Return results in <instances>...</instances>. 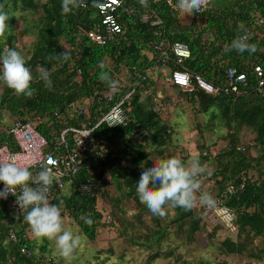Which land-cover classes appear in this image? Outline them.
<instances>
[{
    "label": "trees",
    "instance_id": "16d2710c",
    "mask_svg": "<svg viewBox=\"0 0 264 264\" xmlns=\"http://www.w3.org/2000/svg\"><path fill=\"white\" fill-rule=\"evenodd\" d=\"M120 1L121 6L113 14L123 33L105 45H98L88 33L103 29L97 10L100 0H83L84 5L67 16L62 15V0H0V14L8 16L7 28L0 35V54L10 48L24 55L35 90L30 98L20 96L0 82V145L17 150L9 130L14 121L20 120L34 125L49 143L45 152H50L63 129L79 127L83 117L77 115L78 109L93 91L101 93L109 88L100 80L101 73L107 72L126 90L137 86L132 100L125 105L129 121L113 129L102 124L92 132L88 161L74 177L64 180V190L53 202L62 204V217H71L80 234L89 241L101 229L117 230L118 237L145 253L146 258L140 264H154L160 258L168 259V264H264V243L247 252L251 240L264 241V102L257 95L234 100L223 94L206 95L199 90L187 93L170 86L174 95L188 103L201 137L204 134L201 128L206 133L226 132L218 138L223 145L217 153L210 150L213 141H201L197 151L200 162L213 171L211 195L236 213L237 234L230 235L218 224L211 226L204 209L197 205L191 210L177 207L169 209L164 217L155 216L136 194L142 163L150 167L160 159L177 153L184 155L167 121L170 112L178 110L174 95L165 94L166 90L159 93L160 78L146 73L158 56L150 57L154 44L159 41L187 44L191 57L183 67L214 84L224 83L227 67L247 72L255 62L264 68V36L249 41L258 46L255 53L225 52L226 46L242 35L247 25L255 24L257 15L264 16V0H210L207 9L194 13L193 21L187 25L179 22L166 0H148V8L141 6L139 0ZM144 16L159 23L151 27L143 23ZM156 32L161 35L158 37ZM210 35L214 38L212 42ZM65 51L70 55L67 62L50 59ZM40 67L51 72V90L39 79ZM127 71L130 78L122 84L121 77ZM136 72L146 73V80L139 86ZM6 113L12 118L9 123ZM199 115L204 118L202 124ZM101 116V112L93 109L90 126ZM243 129L253 136L248 143L241 141ZM204 152L206 156L202 155ZM123 160L130 166H122ZM229 185L236 187L232 194L227 192ZM82 215L93 223H85ZM104 215H109L108 223L103 221ZM10 224L17 235L16 243L8 235ZM30 231L24 213L10 220L0 201V264H37L33 256L48 257L50 264H56L48 245L34 244ZM218 231H223L225 237L214 243L217 251L214 261L193 256L199 251L201 240L211 247L210 240ZM175 241L178 243L174 244ZM23 245L33 256L20 252ZM183 247L185 254L190 251L193 256L190 261L184 260V253L177 252Z\"/></svg>",
    "mask_w": 264,
    "mask_h": 264
},
{
    "label": "built area",
    "instance_id": "2783aa9c",
    "mask_svg": "<svg viewBox=\"0 0 264 264\" xmlns=\"http://www.w3.org/2000/svg\"><path fill=\"white\" fill-rule=\"evenodd\" d=\"M100 1L102 3L97 6V10L103 29L98 33L89 32L88 37L98 45H105L109 39L111 40L123 33V29L113 14L121 6V1ZM166 2L174 11L175 17L178 18L179 22L188 16L182 15L174 8L176 0H166ZM209 2L210 0H204L199 11H205ZM82 5H84V2ZM142 21L143 23H149L151 27L159 23L158 20L151 19L150 16H144ZM243 34L248 35V42L253 38L257 40L262 38L264 36V16L257 15L255 24L247 25ZM156 35L159 37L161 34L156 32ZM213 40L214 38L210 35L209 41L212 42ZM152 49L150 57L158 54L156 62L150 68L152 77L157 78L158 74L161 73V77L159 76L160 80L168 86L177 87L187 93L199 90L206 95L223 94L232 97L234 100L257 95L264 102V68L260 63L252 62L247 72L239 71L235 67H227L224 73V83L214 84L198 74H191L183 67L184 62L191 57V51L187 44L182 42L166 44L164 41H159L154 44ZM172 64L177 68H173ZM134 76L138 78V86L146 80L143 72H136ZM80 77L81 72L78 70L76 72V80L79 81ZM136 88L137 86H133L131 89L126 90L125 87L120 85L116 90L108 88L101 93L93 91L90 98L78 109L77 115L83 117L79 127L73 126L63 129L50 152H45L49 147V143L31 122L14 121L10 127L9 134L15 141L17 150L12 151L8 146L0 145V160L15 158L19 164L29 167L30 170H40L42 166L51 168L55 175L54 183L49 192V200L50 203H53L58 198L60 191L64 190V180L74 177L83 164L88 161L89 147L93 142L92 132L102 124L113 129L125 126L128 123L129 119L125 105L132 100ZM93 109L96 112H101L102 116L97 123L90 126V114ZM69 114L71 115V113ZM183 154L177 153V156L184 161L191 158L190 155ZM202 155L206 156V153L204 152ZM121 165L129 167L130 163L123 160ZM210 171L211 175L205 173L203 177L201 191L211 194L213 171ZM243 186L244 183H241L240 188ZM3 189L4 185L0 184V191ZM83 189L86 190V188ZM235 191V186H228V193L232 194ZM16 199L15 195H8L7 199H0L6 207L10 220L17 218L22 213L16 203ZM215 201L214 207H209L199 202L196 205L204 209L206 218L209 219L210 223L220 225L230 235L237 234L236 213L225 206L221 199L216 197ZM103 221L108 223L110 221L109 215H104ZM8 235L11 242H17V235L12 224H10ZM20 252L28 257L33 256L28 251L27 245H23L20 248ZM33 258L37 264H50L48 257L40 259V256H33Z\"/></svg>",
    "mask_w": 264,
    "mask_h": 264
},
{
    "label": "clouds",
    "instance_id": "9594fccd",
    "mask_svg": "<svg viewBox=\"0 0 264 264\" xmlns=\"http://www.w3.org/2000/svg\"><path fill=\"white\" fill-rule=\"evenodd\" d=\"M204 0H176L174 8L182 15L191 16L198 12ZM141 6L148 8V0H139ZM83 0H62V15L67 16ZM8 16L0 14V35H3ZM247 34L237 35L225 52L235 50L241 54L245 51L255 53L257 45L248 42ZM62 59L67 62L70 55L67 51L54 54L50 59ZM39 79L44 86L51 90V72L43 67L38 68ZM100 80L109 89L116 90L119 82L112 79L107 72H102ZM0 82L13 90L16 95L32 97L33 74L26 67L24 55L15 49L7 48L0 54ZM143 169L139 181L136 183V194L139 201L155 216L164 217L169 209L177 207L185 210L193 209L197 202L214 207L216 201L208 193L201 191L205 173L211 175L207 164L199 159L190 158L186 161L179 156L160 159L150 167ZM54 173L51 168L42 166L33 173L29 167L22 166L15 158L0 160V183L4 189L0 191V199H7L8 195L17 197L16 203L24 213V221L30 227L33 235L38 239H47L55 244L58 254L71 264L76 258V252L81 244V237L67 230L62 219V204L50 203L49 192L54 183ZM85 223L91 225L93 221L85 215L81 216Z\"/></svg>",
    "mask_w": 264,
    "mask_h": 264
},
{
    "label": "rangeland",
    "instance_id": "374dc122",
    "mask_svg": "<svg viewBox=\"0 0 264 264\" xmlns=\"http://www.w3.org/2000/svg\"><path fill=\"white\" fill-rule=\"evenodd\" d=\"M182 24L186 25L187 20H184ZM146 73L149 77H152L151 71L148 70ZM119 75L121 76L122 73ZM121 78V83L125 84L126 78H130L128 71L123 73ZM173 99L174 102L177 103L176 105L178 110L173 109L172 112H170L169 117L168 113H163V118L166 119L168 117L167 121L173 127L174 139L178 143V147H180V149L185 154H188L189 151H194L196 154H198L197 148L201 145V141H205L206 143L213 141L215 144L210 147V150L214 153H217V151L223 145L221 142H219L218 138L221 136V134L226 133L225 130L219 132L218 135L206 133L205 128H201L202 132L204 133L201 137V133L194 124V117L193 114H191L192 111L188 103H186L184 99H181V97H178L176 94L173 96ZM182 107H187L188 110L182 109ZM182 112L185 115L181 114ZM5 118L7 123L12 121V118L7 113L5 114ZM197 118L199 119L200 124L204 122V118L202 116L199 115ZM241 136V141L243 143H248L253 137L252 134L246 129H243ZM217 143L219 145H217ZM111 189L112 188L110 187L109 190ZM103 204L104 203L101 205ZM62 219L67 230L73 232L74 235L81 237V244L77 249L76 258L71 261V264H140V262L144 261L146 258L145 253L137 249L138 247L128 244L123 240V238L118 237L117 230L108 228L101 229L98 231L95 239L93 241H89L82 234H80L77 223L71 217L64 215ZM214 225L215 224H211V226ZM29 235L33 237L32 242L34 244L40 246L46 243L48 245L49 253L54 258L56 264H66V261L58 254L54 242L48 241L47 239H38L31 231ZM136 236L137 235L135 234L134 237ZM224 237L223 231H218L217 235L212 240H210L211 247L208 246L209 244H206V241L201 240L199 246L200 249L197 252L195 251L193 256L197 255L196 257L201 256L214 261L213 258L215 255H217L214 243L223 241ZM175 243L177 244L178 241H175L174 244ZM263 243L264 241L260 239L251 240V243H249L247 246V252H250V250L255 251L257 248L261 247L260 245ZM179 251L184 253V247L182 249H177V252ZM184 254L183 258L185 261H190L191 257H193L191 256L190 251L185 255ZM154 264H168V259L160 258Z\"/></svg>",
    "mask_w": 264,
    "mask_h": 264
},
{
    "label": "crops",
    "instance_id": "0c3cea01",
    "mask_svg": "<svg viewBox=\"0 0 264 264\" xmlns=\"http://www.w3.org/2000/svg\"><path fill=\"white\" fill-rule=\"evenodd\" d=\"M184 20H187V24H190L192 21H193V16L191 15V16H187V17H184L182 20H181V24H182V22L184 21ZM186 24V25H187ZM182 25H184V24H182ZM161 75V73H159L158 74V77ZM161 77V76H160ZM162 83H160L159 84V86L157 87L158 89V91H159V93H163V92H161V91H165L166 90V92H165V94H167V95H172L173 94V91L174 90H172L171 88H170V86H168V85H166L162 80H160ZM162 84V85H161ZM188 154H190L193 158H197L198 159V154H196L194 151H189V153ZM232 258H229V260H231Z\"/></svg>",
    "mask_w": 264,
    "mask_h": 264
}]
</instances>
